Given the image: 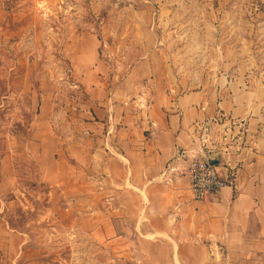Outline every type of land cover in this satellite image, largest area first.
<instances>
[{"label":"crops","instance_id":"crops-1","mask_svg":"<svg viewBox=\"0 0 264 264\" xmlns=\"http://www.w3.org/2000/svg\"><path fill=\"white\" fill-rule=\"evenodd\" d=\"M87 40L75 67L87 95L69 128L77 138L66 143V164L58 161L57 146L51 154L66 174L41 167L42 181L58 185L64 176L66 191H78L72 200L99 208L96 236L90 237L130 240L136 264H264V76L250 71L244 59L225 58L208 81L186 89L163 51L151 47L112 84L99 39ZM45 101L35 117L46 116L48 123ZM221 115L242 124L233 133L237 149L219 168L233 184L195 200L189 179L171 169L182 166L175 161L179 152L198 149L196 126ZM15 150L0 152L3 245L19 239L2 216L16 201L7 199L17 189ZM74 170L81 183H74Z\"/></svg>","mask_w":264,"mask_h":264},{"label":"rangeland","instance_id":"rangeland-1","mask_svg":"<svg viewBox=\"0 0 264 264\" xmlns=\"http://www.w3.org/2000/svg\"><path fill=\"white\" fill-rule=\"evenodd\" d=\"M93 37L112 84L151 47L186 89L208 81L225 58L264 76V0H0V152L16 149L17 178L7 196L16 201L2 216L19 238L0 242V264H136L130 240L94 237L99 208L72 200L78 191H66L64 176L58 185L41 179V167L66 174L51 154L57 146L66 164V143L77 138L69 128L87 95L75 67ZM44 99L48 123L35 117Z\"/></svg>","mask_w":264,"mask_h":264},{"label":"built area","instance_id":"built-area-1","mask_svg":"<svg viewBox=\"0 0 264 264\" xmlns=\"http://www.w3.org/2000/svg\"><path fill=\"white\" fill-rule=\"evenodd\" d=\"M241 126L240 122L223 115L197 125L200 141L198 149L177 154L175 161L180 162L182 166L171 170L189 179L193 199L205 200L233 184V179L221 177L219 168L225 165L222 163L225 156L230 154L233 148L237 149L239 136L233 133ZM212 161L215 164H212Z\"/></svg>","mask_w":264,"mask_h":264},{"label":"water","instance_id":"water-1","mask_svg":"<svg viewBox=\"0 0 264 264\" xmlns=\"http://www.w3.org/2000/svg\"><path fill=\"white\" fill-rule=\"evenodd\" d=\"M211 163H212V164H215V162H213V161H212Z\"/></svg>","mask_w":264,"mask_h":264}]
</instances>
